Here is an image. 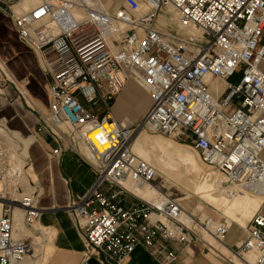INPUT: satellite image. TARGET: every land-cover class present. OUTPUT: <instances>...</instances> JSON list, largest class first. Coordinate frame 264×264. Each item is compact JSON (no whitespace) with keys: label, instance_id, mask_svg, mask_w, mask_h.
I'll use <instances>...</instances> for the list:
<instances>
[{"label":"built area","instance_id":"built-area-1","mask_svg":"<svg viewBox=\"0 0 264 264\" xmlns=\"http://www.w3.org/2000/svg\"><path fill=\"white\" fill-rule=\"evenodd\" d=\"M19 1L0 0V10L47 76V110H33L35 130L55 144L43 151L71 150L93 174L62 207L83 256L122 264L139 245L170 264L175 245L196 236L195 225L222 242L226 221L194 219L131 150L133 132L149 129L188 144L212 190L261 196L229 251L244 264H264V0H118L109 8L101 0H38L29 9ZM234 73L237 80H228ZM128 78L150 101L137 118L117 119L110 102ZM23 139L0 118V264L31 251L32 235L14 232V210L25 228L47 233L37 224L40 186ZM124 183L152 186L157 201Z\"/></svg>","mask_w":264,"mask_h":264},{"label":"crops","instance_id":"crops-1","mask_svg":"<svg viewBox=\"0 0 264 264\" xmlns=\"http://www.w3.org/2000/svg\"><path fill=\"white\" fill-rule=\"evenodd\" d=\"M101 1L107 8L117 2ZM19 2L23 9H29L38 0ZM164 10L171 12L169 7ZM47 81L39 56L18 39L11 17L0 10V118L24 138L37 175L40 186L37 206L42 209L37 224L46 229L50 243L44 264H101L94 256H83L81 238L72 220L62 210L69 196L81 195L88 189L93 174L85 163L77 161L71 150L47 157L43 149H52L55 144L48 133L35 130L33 110L44 112L48 107ZM149 101L146 90L128 78L112 98L110 112L117 119L135 118L145 110ZM127 186L143 196L152 195L150 187ZM243 237L244 226L232 222L221 238L223 247L229 250ZM175 252L176 257L170 264H233L228 256L200 238L175 245ZM30 261V264L34 263ZM122 264L160 263L137 245Z\"/></svg>","mask_w":264,"mask_h":264},{"label":"rangeland","instance_id":"rangeland-1","mask_svg":"<svg viewBox=\"0 0 264 264\" xmlns=\"http://www.w3.org/2000/svg\"><path fill=\"white\" fill-rule=\"evenodd\" d=\"M170 13L172 15V11ZM237 78L238 74L234 73L228 77V80L236 81ZM98 114H100V111H98ZM128 118L134 119L130 117ZM133 138V143L136 140L142 149H138V144H130L132 151L140 158L147 160V162L155 168L156 178L154 180V185H156L162 193H169L170 195L177 197L183 210L192 213L191 215L194 214V219L198 220V218L202 219L204 216H208L213 220H225L228 226L232 222L244 226L245 220L249 218L253 211L259 206L261 202L260 196H258L260 199H257V203L240 211V208L234 207L235 203L242 199H251L253 196L257 195L245 193L237 195L233 202H224L219 200L218 196H221V194L218 193V191L212 190V188H198V181H203L205 178L208 179L205 172L209 174V171L205 170V167L198 160L195 151L188 144H185L176 138L163 136V134L149 129L135 130L130 141H132ZM161 145L173 150L174 154L167 155L165 152L161 151L159 149ZM183 156L186 157V159H183ZM207 182L208 184L211 183L209 179ZM148 187H150L152 195L151 197H146L154 200V198L159 195L154 191L152 186ZM194 228L197 230L195 231L196 236H194V238L203 239L209 243L213 249L216 248L223 255L225 254L229 259H232L231 262L233 264H240L237 263V260L229 254L223 245L218 243L208 233L204 232L203 229L198 227V225H195ZM23 233H32L40 236L36 239L43 238L41 241L44 245L41 252H39V250L37 251L36 256L21 258L17 261L18 263H16L30 264V258H34L35 262L33 264H44L45 258L50 251L48 234L45 237H42L39 233L33 232L31 229L27 228ZM28 252L31 253L32 249Z\"/></svg>","mask_w":264,"mask_h":264},{"label":"bare ground","instance_id":"bare-ground-1","mask_svg":"<svg viewBox=\"0 0 264 264\" xmlns=\"http://www.w3.org/2000/svg\"><path fill=\"white\" fill-rule=\"evenodd\" d=\"M167 7H169V6H166L165 8H167ZM164 8V9H165ZM170 8V7H169ZM163 9V10H164ZM128 118V117H127ZM137 136V135H136ZM135 136V137H136ZM134 137V138H135ZM134 138L132 139V141H130V144H134V145H136V144H138V142L135 140L134 141V143H133V140H134ZM138 149L139 150H141L142 148H141V146H140V144H138ZM159 149L161 150V151H163V152H165L167 155H172V154H174V152H173V150H171V149H169V148H167V147H165V146H160L159 147ZM131 150H132V148H131ZM183 159H186V157H182ZM145 160V159H144ZM147 161V160H146ZM203 180V179H202ZM208 179H206L205 178V180H203V181H198V188H213L212 187V184L211 183H209L208 184ZM127 189H129V187L127 186V185H130V184H128V183H124L123 184ZM133 186V185H132ZM148 186H150V185H147V184H142V186H139V187H148ZM136 187V186H135ZM132 193H134L135 195H137L138 197H140V198H142V199H145V200H148V201H157V199H158V196H156V198H154V200H152V199H150V198H147L146 196H143V195H141V194H139V193H136V192H134V191H132L131 189H129ZM154 191H156L155 189H154ZM157 193V192H156ZM218 193H220L221 194V196L219 195L218 197H219V200L220 201H224V202H229V201H232L233 202V200H234V198L237 196V195H241V194H237V195H234V196H232V197H230V198H227V197H225L221 192H219L218 191ZM242 194H245V193H242ZM254 195H256V194H254ZM258 196H260V195H257V196H253L251 199L250 198H248V199H242V200H239L237 203H235L234 204V207L235 208H240L239 210L240 211H243L244 209H247V207L248 206H250V205H253V204H255V203H257V199H260V197H258ZM231 202V203H232ZM190 214H192V213H190ZM194 215V214H193ZM187 213H185V212H183L182 214H181V219L182 220H184V219H187ZM13 227H14V232H15V234L16 235H21L22 233H23V231L24 230H26V228L24 227V225H23V223H22V221H21V217H20V212H19V210H14V224H13ZM202 228V227H201ZM203 231L204 232H206V233H208L209 234V232H207V231H205V229H203ZM31 235H32V245H31V249H32V252L31 253H26L22 258H24V257H27V256H29V257H33V256H36L37 255V251L39 250V252H41V249H42V247H43V243H42V241H41V239H43V238H39L38 240L36 239V238H38V237H40V236H37V235H34V234H32V233H30ZM41 235V234H40ZM42 237H43V235H41ZM214 238V237H213ZM34 239H36V240H34ZM215 239V238H214ZM216 240V239H215ZM217 241V240H216ZM218 243H220L221 245H223L222 244V242H219V241H217ZM228 252H229V250H227ZM229 254H231L230 252H229ZM231 256H233L236 260H237V263H240V264H244V263H242L239 259H237L234 255H232L231 254ZM247 257V259L249 260V261H251V257L248 255V256H246ZM33 262H35V259L34 258H30ZM230 261L232 260V259H229ZM18 263V262H17ZM16 264V263H15ZM236 264V263H235Z\"/></svg>","mask_w":264,"mask_h":264}]
</instances>
